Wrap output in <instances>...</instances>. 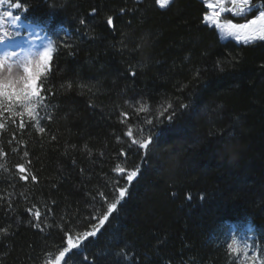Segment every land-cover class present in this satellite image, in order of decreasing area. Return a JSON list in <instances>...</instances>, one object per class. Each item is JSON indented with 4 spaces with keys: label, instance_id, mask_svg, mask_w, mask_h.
I'll return each instance as SVG.
<instances>
[{
    "label": "trees",
    "instance_id": "trees-1",
    "mask_svg": "<svg viewBox=\"0 0 264 264\" xmlns=\"http://www.w3.org/2000/svg\"><path fill=\"white\" fill-rule=\"evenodd\" d=\"M254 3L264 9V0ZM207 11L201 0L166 9L155 0H28V21L69 47L52 61L56 95L39 113L45 131L0 116V227L10 232L0 235V264H42L66 230H86L100 194L111 201L128 183L117 164L141 172L118 214L84 242L96 264H232L220 241L228 227L251 224L264 239V42H221L202 22ZM138 97L190 107L153 128L155 119L143 123L148 114L134 111ZM122 112L134 136L153 130L146 151L124 135ZM17 164L37 181L19 180ZM29 208L41 211L39 227ZM72 264L87 262L77 254Z\"/></svg>",
    "mask_w": 264,
    "mask_h": 264
},
{
    "label": "snow or ice",
    "instance_id": "snow-or-ice-1",
    "mask_svg": "<svg viewBox=\"0 0 264 264\" xmlns=\"http://www.w3.org/2000/svg\"><path fill=\"white\" fill-rule=\"evenodd\" d=\"M139 2V0H137ZM155 3L161 8L166 9L174 3V0H155ZM202 4L208 10L204 13L202 22L210 28H214L221 34V39H234L237 42H242L245 45L255 43L257 41L264 42V10H259L254 4V0H202ZM20 10V11H15ZM96 9H92L90 15L96 14ZM28 12V0H0V26L7 22L15 30L9 31L0 27V45H4V51L0 54V116L20 117L18 126L21 130L25 128L23 117L27 115L31 126L36 128L40 133L45 131V127L41 123L39 115L41 109H47L49 106V97L55 96L56 93L52 90L54 85L48 84V75L52 70V61L55 58L57 47L61 45L69 47L63 40L59 43L54 42L51 38L47 43H41L38 50L36 43L32 42V48L27 52L10 50L12 45L9 41H16L17 38L27 39L22 36L20 29L23 27L22 14ZM231 14V17L242 18L232 19L225 15ZM252 13H255L252 15ZM123 14V9L121 10ZM81 25H87L84 19L80 21ZM106 24L109 28L115 30L116 23L112 16L107 17ZM217 70L223 71L220 62L217 61ZM135 76V72L130 73ZM199 77L200 72L197 70L196 74ZM71 87V84L68 85ZM178 99V98H177ZM135 104L138 107L134 108L135 113H147L144 117L143 123L153 125V120L156 123L153 128L159 127L162 123L161 118L172 123L173 118L177 115V107L181 110H186L190 107L189 104L180 102L174 105L170 100L164 99L155 104L150 105L149 102L143 98L138 97L135 99ZM121 115L125 118L121 123L126 124L127 131L124 133L130 139V143L138 145L139 148L145 151L153 142L152 129H149L148 135H144L143 127L137 129V136H134L132 124H127L129 113L122 112ZM44 119L50 121L51 116L48 115ZM5 126L0 123V129ZM15 133H13V138ZM55 140V136L52 137ZM12 143L11 140L8 141ZM16 151V149H13ZM0 155H6L0 150ZM25 157L28 152L23 153ZM121 156L126 157V153L121 150ZM17 171L20 173L19 180L25 183L31 179L36 182L37 177L29 173L23 164L16 165ZM114 170L121 174L128 182L125 186H117L113 189L114 195L112 200L109 201L107 196L101 193L102 203L90 214V223L86 230H81L73 235L70 230L64 232L63 246L57 247L54 250H48L42 260V264H72L73 257L77 254L81 255L82 261L87 264H96V257L89 256L84 253L83 248L86 247L85 241L90 238L97 237L101 229L106 223L110 221L114 213L118 214V209L122 202L128 196V186L135 180L141 172L139 165L128 170L117 164ZM119 182H117L118 184ZM187 199H191L189 195ZM204 199L203 196L200 197ZM10 203V202H9ZM28 212L33 217L34 227H39L41 221V211H33L32 208ZM50 212V210H49ZM43 231V228H40ZM0 235H10L8 227H0ZM225 253L231 258L232 264H264V239L255 237L254 227L248 225V234L241 237L234 230L223 241ZM119 256L124 260L130 257L121 249Z\"/></svg>",
    "mask_w": 264,
    "mask_h": 264
},
{
    "label": "rangeland",
    "instance_id": "rangeland-1",
    "mask_svg": "<svg viewBox=\"0 0 264 264\" xmlns=\"http://www.w3.org/2000/svg\"><path fill=\"white\" fill-rule=\"evenodd\" d=\"M142 1V0H139V2ZM202 1V0H201ZM255 4V3H254ZM256 5V4H255ZM256 7L259 9V10H264L262 9L260 6L256 5ZM15 11H20V10H15ZM254 13H252L253 15ZM225 15L229 16L230 18L236 20V19H242V18H235V17H231V14H228L226 13ZM27 13H24L22 14V21L20 22L21 24H23V27L20 29L21 33H22V36L23 37H26L27 39H20V38H17V40H19L21 43H23L24 45H30L32 44V42L34 41L37 45V48L36 49H33L34 51L35 50H38L39 49V46L41 43H47L48 41V38H47V31L48 29L46 30L45 28L41 27V26H37V25H29L27 22ZM2 27L3 29H6V30H9V31H13L15 30L11 25H9L7 22H5L4 25L0 26ZM219 34V37H220V40L221 42L223 43H226V42H234L238 45H245L243 44L242 42H237L235 41L234 39H231V38H228V39H221V34L219 33L218 30H216ZM58 32L59 34L62 36V37H68L70 35V31L66 28H59L58 29ZM35 34V35H34ZM16 40V42H18ZM10 42V41H9ZM257 42H260V41H257ZM255 42V43H257ZM14 43V42H13ZM251 44H254V43H251ZM250 45V44H248ZM32 48V47H31ZM4 51V45H0V54H2ZM17 51H23L21 49H18ZM24 118H26L27 120H29V118L27 117V115L24 116ZM233 230L238 233L241 237L245 236L248 234V227H245V226H236V225H232L230 227H228L225 232H224V235H222V237L220 238V241L221 243H223V241L228 238V236L233 232Z\"/></svg>",
    "mask_w": 264,
    "mask_h": 264
},
{
    "label": "bare ground",
    "instance_id": "bare-ground-1",
    "mask_svg": "<svg viewBox=\"0 0 264 264\" xmlns=\"http://www.w3.org/2000/svg\"><path fill=\"white\" fill-rule=\"evenodd\" d=\"M8 43L12 45V48L10 50H14V51H17L18 49H21V50H23V52H27L32 47V44L24 45L23 43L16 42V41H10Z\"/></svg>",
    "mask_w": 264,
    "mask_h": 264
}]
</instances>
